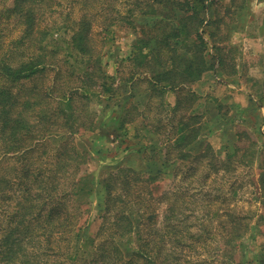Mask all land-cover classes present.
<instances>
[{
	"label": "rangeland",
	"instance_id": "374dc122",
	"mask_svg": "<svg viewBox=\"0 0 264 264\" xmlns=\"http://www.w3.org/2000/svg\"><path fill=\"white\" fill-rule=\"evenodd\" d=\"M54 1L56 11L49 23L66 20L76 26L87 18L89 47L100 56L91 61L77 53L67 57L71 30L63 31L61 39H45L43 45L52 51L49 60L63 67L54 93L64 92L67 83L72 89L83 86L75 73L88 67L93 73L85 84L90 98L77 95L72 106L48 99L52 70L18 82L6 112L0 103V122L15 117L24 102L39 101L42 94L44 109L75 111L72 127L61 124L60 114L50 117L44 128L50 131L39 135L48 144L40 149L36 165L42 166L36 172L47 177L37 183L71 189L78 182L92 192L62 199L50 191L53 188L44 187V196L58 195L50 197L52 206L65 208L73 226L70 249L49 257V247L60 245L44 247L52 230L35 232L30 242L22 223H15L11 213H1L18 201L28 202L29 194L25 185L19 189L13 181L23 151L0 156V178L8 180L0 185V243L8 234L10 245L30 254V261L17 258L13 264H164V258H169L167 263L176 260L174 264H264V0H206L207 9L200 16L215 23L209 26L205 20L201 28L207 29L202 55L216 66L186 90L168 88L162 93L152 89V82L153 73L163 66L152 55L148 61L142 58L143 64L134 56L156 48L164 27L180 22L186 0ZM139 1L142 6H137ZM44 2L45 6L48 0L28 4L40 7ZM14 4L0 0L2 47L22 33L21 12L8 11ZM140 7L148 12L140 14ZM36 36L28 37L27 46L34 49ZM171 41L179 51L196 50L193 38ZM214 45L222 47L223 65L213 55L218 51ZM173 53L167 51L166 57ZM105 72L112 92L104 93L100 76ZM192 114L198 115L202 133L188 146L184 143L181 150L186 154H181L175 145ZM80 124L85 126L72 134ZM59 148L65 153L59 154ZM75 165L80 166L79 176ZM130 220L132 226L126 227ZM173 228L181 230L182 242H176ZM113 231L119 232L116 237ZM142 247L152 263L135 257ZM0 257L4 259L1 252Z\"/></svg>",
	"mask_w": 264,
	"mask_h": 264
},
{
	"label": "trees",
	"instance_id": "16d2710c",
	"mask_svg": "<svg viewBox=\"0 0 264 264\" xmlns=\"http://www.w3.org/2000/svg\"><path fill=\"white\" fill-rule=\"evenodd\" d=\"M31 0H14V5L9 7L8 11H20L22 14L23 22L22 27H20V31L22 32L20 35L10 37V40L2 45H0V103L3 104V111H7L6 105L9 104L10 99L14 96V89L18 82H24L28 80H34L36 76L41 74H45L46 72L55 71L54 75H50V83L49 88L51 89L52 97H48V99H53L54 101H58L59 103H67L69 106H72L74 101H77V95H80L82 98H90L89 94L86 90H89L87 83L88 80L93 76L91 71H88V67L85 71H79L75 73L76 77L81 78L84 81L83 86L75 87V89L68 88L69 83L63 87L62 93L55 94L54 90L56 88V83L60 79V74H62V65L55 64L53 61L49 60V55L52 51H50L46 45H43L45 39L49 37H53L55 40L61 39L62 32L71 30L72 33L70 35V41L68 42V47L70 50L67 53V57H75L76 53L81 56L89 57L90 61L95 58L98 60L100 56H96L93 54L91 47H89V42L87 40V33L90 27V24L86 21L87 18H82L81 21L76 26H70L66 24V20L62 24H53L49 23V19L51 18V14L54 10V3L44 2L40 7L31 6L28 4ZM45 1V0H41ZM206 0H186L185 7L183 8V14L180 18V22L174 24L173 26L164 27L162 33L157 37V46L155 49L148 53H144V51H139V54H136L134 59L140 60L143 64L142 58L146 61L155 59L158 62V66H163V69L154 72L153 74V82L152 89L154 91H158L162 93L168 88H177L186 90V86L196 82L199 80L204 73L209 71L210 69L216 66V63H209L204 55H202L207 49V42L204 38V33L207 32V29L201 30L204 21H208V25L215 23L214 19H206L200 16V13L207 9ZM142 3L137 2V6H142ZM49 5V7H48ZM244 7V6H242ZM139 8V7H138ZM45 11L46 16L42 18V14ZM49 12V16L47 14ZM129 12L134 15V8L129 9ZM148 11H145V7H140L139 13L146 14ZM237 14V12L235 11ZM180 15V14H179ZM131 16V15H129ZM39 19V22H36ZM59 32V33H58ZM58 33V36L55 37V34ZM37 34V43L34 45V49L27 46V39L30 35ZM215 35V34H214ZM210 36L213 34L210 33ZM181 37L183 41H189L190 38H193L194 43L193 46L196 49L191 52V48L186 51H179L178 47L172 45V39ZM150 44L148 41L147 45ZM40 49L37 51L36 47ZM2 48V51H1ZM58 48V47H57ZM57 48H55L57 50ZM218 51L214 52L213 55L216 59H219L220 64L223 65L225 60L224 56L221 54V46L214 45ZM30 49V50H29ZM174 51L173 54L168 58L166 57V52ZM54 53V51H53ZM152 55V57H151ZM70 60V59H69ZM102 67V66H101ZM100 78L104 79L102 82L103 87L105 88L104 93L112 92L111 88L108 85V75L105 72L104 75H101ZM99 82V81H98ZM71 91H68L70 90ZM187 91H189L187 89ZM46 97L42 94L41 99L39 101H26L23 103V107L19 109L18 113L12 119H6L0 122V156L6 157L10 152H18L23 151L19 160L22 162L21 167H18L17 174L13 177V181L16 180V183L19 185V189L26 186L27 194H29L28 202L24 203L23 201H18L16 205L12 208L3 209L2 214H10L14 219L15 223H22L23 229L22 231L29 232L30 242H33L34 236H32L35 232L42 231V234H46L47 231L52 230L53 234L48 235L44 242H46V246L49 247L52 243H60L58 247L51 246L49 247L51 254L57 257L60 255L59 252H64L65 249H70L71 247V239H69L70 234L73 230L72 222L68 223L69 213L65 208L53 207L50 197L56 198L58 195L63 197H69L70 195H79L91 193V190H87L83 185H80L78 182H74L72 188L70 189V185H49L48 183L38 184L37 179L42 178L44 180L47 176L42 175V171L36 172L38 169H41L42 164L36 165V161L40 159V149L48 144V139L42 140L39 137L40 134L50 131L44 130V128H48L50 125V117L55 116L58 118L60 114H64V122L61 124H65L68 126L74 125V113L75 111H70L66 113V110L61 107V109H44L43 104L46 102ZM50 103V102H49ZM40 106L41 108H38ZM75 108V107H74ZM58 115V117H57ZM38 117V118H33ZM198 115H191V120L186 121L182 129H186L187 131L180 135L178 138V142L175 145L176 148L179 149L181 154H186L185 150H181L185 145L187 146L198 139V137L202 133L203 126L198 124ZM59 120V119H58ZM85 124V123H84ZM95 124V122H91V126ZM124 125V121H123ZM47 126V127H44ZM82 126L79 125L76 128L71 129V133L79 131ZM70 127V128H71ZM90 127V126H89ZM7 149L2 153V149ZM59 154H64L65 151L59 148ZM63 151V152H62ZM42 157V156H41ZM30 160L34 162L31 163ZM29 161V162H28ZM173 162H176L174 160ZM75 173L79 176L80 166L75 165ZM37 176V178L35 177ZM154 177V174H153ZM11 179V180H12ZM8 181L3 177L0 178V185ZM41 186L37 188L34 192L35 187ZM44 187H51L50 191H57L58 195H52V192H49L44 196ZM3 191V189H2ZM26 194V195H27ZM4 195V194H3ZM61 199V200H62ZM60 202V201H59ZM31 217V221L28 220V217ZM119 224V222H118ZM128 225L132 226V220L128 221L126 227ZM129 230H132V227H129ZM172 232L176 235V242H182V232L177 228H173ZM113 233H116L113 231ZM119 232L114 234L112 237H116ZM11 240L10 235H4L1 238L0 243V252L4 254V259L0 257V264H13L14 260L19 258V261L26 263L27 259L29 260L30 254L21 253L20 249L15 248L14 246L9 244ZM166 241V238L162 239V243ZM38 243V241H36ZM7 243V244H6ZM116 249L120 250L119 245L116 246ZM56 251V252H55ZM15 255V253H17ZM24 252V251H23ZM142 249H139L134 253L135 257L143 256L146 257L151 263L153 262L152 256L150 253H142ZM169 256V255H167ZM170 257V256H169ZM167 258H164V264H174L167 263ZM178 259V257H177ZM30 261V260H29ZM34 264V262H33ZM177 264V262L175 263Z\"/></svg>",
	"mask_w": 264,
	"mask_h": 264
}]
</instances>
